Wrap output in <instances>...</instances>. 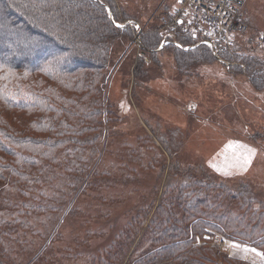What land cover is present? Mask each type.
Listing matches in <instances>:
<instances>
[{"label":"rangeland","instance_id":"obj_1","mask_svg":"<svg viewBox=\"0 0 264 264\" xmlns=\"http://www.w3.org/2000/svg\"><path fill=\"white\" fill-rule=\"evenodd\" d=\"M114 2L119 18H126L119 22L120 25L131 24L135 32L123 34L122 39L117 36L119 33L114 37L109 64L101 70V80L96 82L98 90L46 92L60 105L66 103L57 96L64 94L77 96L81 105L101 109L104 131L97 140L96 151L88 153L85 150L86 162L82 165H90L97 171L92 174L96 184L77 188L72 180L64 188L55 187L69 192L73 198L67 200L66 211L57 212L53 219H46L39 212L45 218L37 220L44 234H34L35 246L31 248L12 241L10 235L14 234L17 221L15 208L4 201L1 220L6 222L0 228L10 234L1 231L0 260L3 264H12L11 259L15 264H25L45 241L54 247V253L51 259L40 264H92L87 253H80L85 249L102 248L113 234H105L103 238L89 236L88 244L92 243L87 246L82 242L88 228L115 220L118 227L122 226L131 218L133 208L149 200L152 192L160 195L167 174L171 175L170 179L178 180L177 172H191L206 181L224 185L225 189L217 187L215 194L224 192L222 202L227 209L252 221L247 229L249 234L235 231L233 237L226 239L227 232L224 235L214 227L205 228V232L195 236L196 242L220 246L222 257L214 259L219 264H264L262 247L245 237L253 234L255 229L251 225L257 223L256 220H264V80L256 84L244 72L233 65L230 68L225 62L243 61L242 58L249 59L252 55L264 59L261 39L264 0L244 2L241 10L247 30L235 33L229 41L216 37L218 54L224 49L231 52L238 49L239 59L223 60L214 54L215 59L202 61L184 56L191 59L186 65L177 62L174 46L187 50L199 42H214L215 38L208 25L199 22L195 12L184 7L182 0ZM163 13L166 16H162ZM166 17L169 26L162 28L161 43L149 50L143 48V31L161 24ZM178 27L186 28L197 38L196 43L182 46L177 40ZM0 98L6 101L4 92ZM0 104H3L1 100ZM71 105L76 106V103ZM0 112L5 127L22 134L28 131L22 122L24 126L29 123V113L11 108ZM248 149H254L255 155L247 170L241 171L235 166L236 157ZM71 206L77 214L66 216L61 224L55 221L63 214H71L67 212ZM249 206L261 210L263 217L258 219L257 215L254 220L253 213L247 209ZM108 209L110 214L106 215L104 211ZM21 219L25 220V216ZM228 220V223L241 224V220L233 217ZM17 225H21L20 222ZM22 234L23 227L16 239ZM73 237L82 249L74 245L73 251H64Z\"/></svg>","mask_w":264,"mask_h":264},{"label":"trees","instance_id":"obj_2","mask_svg":"<svg viewBox=\"0 0 264 264\" xmlns=\"http://www.w3.org/2000/svg\"><path fill=\"white\" fill-rule=\"evenodd\" d=\"M116 11L114 0H0V94L4 92L6 96V101L0 98L3 103L0 111L11 108L31 115L29 123L24 126L22 122L28 130L22 134L5 127L0 114V226L6 222L1 220L5 201L15 208L17 220L10 237L22 247L35 246L34 234H44L37 220L53 219L57 212L66 211V202L73 197L55 187L64 188L72 180L77 188L96 184L92 174L97 171L90 165H82L86 162L85 150L95 152L104 131L101 109L81 105L77 96L64 94L57 96L66 103L60 105L46 92L98 90L96 82L101 80V70L109 64L114 37L119 33L117 36L122 39L123 34L135 32L131 24L120 25L126 18H119ZM162 20L143 31V48L149 50L161 43L162 28L169 24L167 17ZM178 29L177 40L182 46L196 43L197 38L186 28ZM174 48L181 65L191 60L184 56L202 61L215 59L204 43L187 50ZM218 55L223 60L240 58L238 49L234 52L224 49ZM242 59L225 62L256 84L264 80L263 58L252 55ZM74 103L76 106L71 105ZM56 152L60 154L56 156ZM162 165L164 168V159ZM176 175H180L178 180L167 174L160 195L152 192L149 200L133 208L131 218L122 226L118 227L115 220L88 228L82 242L87 246L92 243L88 244L89 236H113L102 248L85 249L80 254L87 253L92 264H219L214 259L222 257L220 246L198 243L195 236L213 227L224 235L227 232L226 239L233 237L235 231L246 235L252 221L227 209L222 202L224 192L215 194L217 187L225 189L224 185L191 172ZM247 209L254 220L257 215L258 219L263 217L261 210L250 206ZM67 212L71 214H63L55 221L61 224L66 216L77 214L72 206ZM104 213L110 214L109 209ZM23 216L25 220L21 219ZM230 217L241 220L246 228L228 223ZM256 221L251 225L255 229L253 234L245 237L264 250V220ZM22 227L24 234L16 239ZM1 231L10 234L0 228V242ZM74 239L64 251H73L74 245L82 249ZM53 248L44 241L25 264L48 261L53 257Z\"/></svg>","mask_w":264,"mask_h":264},{"label":"built area","instance_id":"obj_3","mask_svg":"<svg viewBox=\"0 0 264 264\" xmlns=\"http://www.w3.org/2000/svg\"><path fill=\"white\" fill-rule=\"evenodd\" d=\"M184 7H189L196 14L199 22L209 27L214 35V42L204 41L213 54H218L216 37L227 38L228 41L237 32L247 30L248 24L242 13V6L246 0H182ZM182 15V13H180ZM177 18H174L176 20ZM197 22V21H196ZM198 23V22H197ZM264 42V35L261 37ZM218 56V55H217Z\"/></svg>","mask_w":264,"mask_h":264},{"label":"snow or ice","instance_id":"obj_4","mask_svg":"<svg viewBox=\"0 0 264 264\" xmlns=\"http://www.w3.org/2000/svg\"><path fill=\"white\" fill-rule=\"evenodd\" d=\"M255 155V150L254 149H248V151L244 154L238 155L236 157L237 163H236V167H238L241 171H246L247 170V166L251 164L252 162V157ZM213 167H215V165H213ZM218 171L220 169H217ZM225 174H230V173H225ZM234 247H239V245H234ZM252 251H255V249H252ZM258 255H260L258 253Z\"/></svg>","mask_w":264,"mask_h":264}]
</instances>
